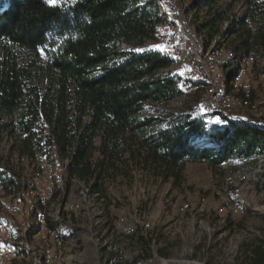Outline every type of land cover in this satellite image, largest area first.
Returning <instances> with one entry per match:
<instances>
[{"label": "trees", "instance_id": "trees-1", "mask_svg": "<svg viewBox=\"0 0 264 264\" xmlns=\"http://www.w3.org/2000/svg\"><path fill=\"white\" fill-rule=\"evenodd\" d=\"M170 1L184 9L178 16L198 14L193 34L205 49H229L230 79L246 59H264V0H191L188 8L186 0ZM165 23L157 0H0V141L11 143L19 161L35 165L43 157L50 169L62 166L64 197L75 185L88 189L108 225L110 186L134 168L158 171L181 187L188 165L217 168L264 156V127L209 128L199 111L141 118L147 107L183 96L174 61L154 48ZM22 172L0 156L1 191L23 197L31 184ZM37 204L50 214L51 203ZM137 235L144 253L152 240ZM143 258L131 264L154 259ZM235 264H264V234L245 243Z\"/></svg>", "mask_w": 264, "mask_h": 264}, {"label": "rangeland", "instance_id": "rangeland-1", "mask_svg": "<svg viewBox=\"0 0 264 264\" xmlns=\"http://www.w3.org/2000/svg\"><path fill=\"white\" fill-rule=\"evenodd\" d=\"M190 3L191 0H186L185 7L188 8ZM183 11L171 3L168 13L176 20V26H168L180 27L186 34L193 36L198 14L176 15ZM240 12L239 8L235 10V13ZM228 61V55L224 53L219 69L226 90L230 89V69L233 67L232 61ZM171 70L180 80L187 79V67L184 64L174 63ZM248 79L253 91L252 101L264 110V59L255 61ZM235 95L240 96L239 93ZM199 100L198 93L183 91V96L174 102L161 107H147L140 116L159 120L173 114L195 115L201 112ZM234 114L235 117L252 120L249 110L237 108ZM10 148V142L0 141V156L8 158L11 168H22L23 181L31 185L23 197L6 195L0 189V217H9L4 207L2 209L3 202H24L30 197L37 208L38 200L45 204L51 203L52 228L56 229L52 231L61 233L64 238L62 259L60 257L61 260L53 264H110L116 257L124 258L118 264H131L143 257L149 259V256L157 259L158 263L161 259L165 260L163 264H235L245 243L264 234V156L231 160L217 168L207 164L188 165L182 176L181 187H175L173 178H167L158 171L134 168L128 177L119 178L110 186V197L115 206L111 207L113 224L108 225L101 205L95 198L88 195L84 197L82 191L86 189H81L79 185L66 193L65 198L61 178L59 201L53 202V198H47L49 183L37 172L38 164L17 160V155L12 154ZM40 161L45 159L41 157L38 163ZM63 199L67 201L66 206L60 208ZM74 205L76 208L72 211ZM33 216L29 217L35 223ZM12 220L15 225H19L29 221V218L23 212L18 219ZM127 227L136 229L132 237L125 235ZM134 235H141L146 243L152 240L148 248L150 252L148 249L142 252ZM28 241L30 252L18 248L12 264H38L36 256L41 254V237H33L32 233ZM158 249L165 250L168 257H160Z\"/></svg>", "mask_w": 264, "mask_h": 264}, {"label": "bare ground", "instance_id": "bare-ground-1", "mask_svg": "<svg viewBox=\"0 0 264 264\" xmlns=\"http://www.w3.org/2000/svg\"><path fill=\"white\" fill-rule=\"evenodd\" d=\"M157 1L160 6L161 16L167 20L166 23L168 24L161 26L157 33L156 40L166 46L167 50L162 53L165 57L173 60L175 64H184L187 67L186 74L188 80L182 79L180 87L184 91L199 94L200 100L198 104H200L201 109V112H199L200 120L206 125L214 128H218L220 126H231L233 124H248L263 128L264 110H261L258 107V104L252 101L253 91L251 89L252 86L250 79H248V75L252 71L255 60L253 58H248L240 65V68L230 80V89L226 90L224 88V80L219 69L221 59L224 56V53H227L224 50L223 45L214 44L209 49H205L202 45L200 37L196 35L189 36V33L186 34L180 27H169L168 25L173 24L174 26L176 24V20L170 16V12L168 13L171 1ZM195 47L199 52V57L207 61V65L209 66V75H213L214 77L216 99H213L214 87L212 86V77L200 74L198 68L194 66L193 63L189 62L193 61ZM227 55L228 60L231 62L233 55L228 53ZM236 93H239L240 96L237 97L235 95ZM210 101H212V108L214 111H203L206 103H209ZM237 108L249 110L252 115V120H249L248 118L241 119L239 116L235 117L236 115L234 113ZM217 120L220 122L224 121L225 123L217 124L215 123ZM65 164L67 165V162ZM38 168L45 181L49 183L46 196L50 199L55 193L57 185H61L60 179L62 178L64 168L60 165H56L54 168L52 167V169H50L45 161H40L38 163ZM82 192L84 197L88 195V189L83 190ZM11 197L12 199H17L14 198V196ZM39 207L40 206L38 205L37 208L30 197L26 198L25 202L19 200H15L10 203L3 202L2 209L4 212L9 214V217L5 219L0 217V252H5L9 256L7 264H12L15 254L19 251L18 247L22 248L26 252H30V244L28 241L30 233H33V237H41L42 240L40 247L41 254L39 257L36 256L38 264H53L60 259L61 252L64 249L63 235L58 232H53L56 231V229H52L49 226V224L53 221L50 214H47ZM74 208H76L75 205L71 207V210L73 211ZM23 212L27 214L29 221L21 222L18 223L19 225H15L12 218L15 220L18 219ZM31 215H34L33 217L35 219V223L32 220L33 218L30 219L29 216ZM36 226L37 229L34 230ZM135 230L136 229L132 227H127L124 230L126 233L125 235H132L135 233ZM55 244H57V247H50V245ZM119 254H121V252ZM156 260L157 259L138 261L135 264H163V262H165V260L161 259L158 263ZM116 263L117 259L110 261V264ZM0 264L6 263L0 259Z\"/></svg>", "mask_w": 264, "mask_h": 264}, {"label": "built area", "instance_id": "built-area-1", "mask_svg": "<svg viewBox=\"0 0 264 264\" xmlns=\"http://www.w3.org/2000/svg\"><path fill=\"white\" fill-rule=\"evenodd\" d=\"M189 62L193 63L194 66L198 68L200 74L212 77V86L214 87V77L213 75H209V66L207 65V61L199 57V52L196 50V47H195V53L193 56V61H189ZM213 99H216L215 98V87H214ZM203 111H214L212 108V101H210L209 103H206V105L203 108ZM50 247H57V244L50 245ZM0 259L1 261H4L7 264V260L9 259V256L5 252H0Z\"/></svg>", "mask_w": 264, "mask_h": 264}, {"label": "snow or ice", "instance_id": "snow-or-ice-1", "mask_svg": "<svg viewBox=\"0 0 264 264\" xmlns=\"http://www.w3.org/2000/svg\"><path fill=\"white\" fill-rule=\"evenodd\" d=\"M46 2L48 3V4H50V5H52V6H56L57 5V3H58V0H46ZM154 48L156 49V50H158V51H160V52H165L167 49H166V46H164V45H156V46H154ZM215 123H217V124H219V123H221L220 121H215Z\"/></svg>", "mask_w": 264, "mask_h": 264}]
</instances>
